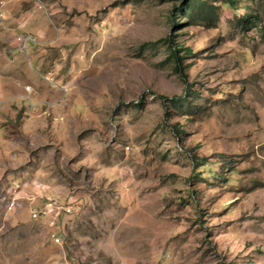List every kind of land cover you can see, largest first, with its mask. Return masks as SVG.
<instances>
[{
  "label": "rangeland",
  "instance_id": "1",
  "mask_svg": "<svg viewBox=\"0 0 264 264\" xmlns=\"http://www.w3.org/2000/svg\"><path fill=\"white\" fill-rule=\"evenodd\" d=\"M205 1L0 0V264H264V0Z\"/></svg>",
  "mask_w": 264,
  "mask_h": 264
},
{
  "label": "trees",
  "instance_id": "2",
  "mask_svg": "<svg viewBox=\"0 0 264 264\" xmlns=\"http://www.w3.org/2000/svg\"><path fill=\"white\" fill-rule=\"evenodd\" d=\"M223 2H227V4H233L234 0H223ZM215 5L213 3H207L205 0H179L176 4L175 9L171 13L172 18L182 16L186 21L195 19H208V17H212L211 15H215ZM238 25L241 28L255 27L258 25L257 23V14L253 11H244L242 14L237 17ZM178 24V23H176ZM175 25V23H173ZM180 52L179 49L175 47L170 48L169 52V60L173 62V68L175 71L182 77L185 76L184 68H182L178 62L182 58L183 55H178ZM188 95H184L181 97H172V102H184Z\"/></svg>",
  "mask_w": 264,
  "mask_h": 264
},
{
  "label": "built area",
  "instance_id": "3",
  "mask_svg": "<svg viewBox=\"0 0 264 264\" xmlns=\"http://www.w3.org/2000/svg\"><path fill=\"white\" fill-rule=\"evenodd\" d=\"M19 42L18 43H20L19 45H21L22 47H26L30 42H34L35 41V39L33 38V37H31V36H29V35H27V36H20V37H18V39H17ZM28 43V44H27ZM70 206L67 204V205H63L62 207H61V209L63 210V211H67V212H69L70 211V208H69ZM46 211V209H42V211H40V212H32V216L33 217H36V216H39V215H41V214H43L44 212Z\"/></svg>",
  "mask_w": 264,
  "mask_h": 264
}]
</instances>
